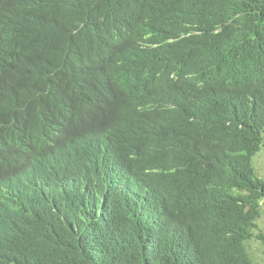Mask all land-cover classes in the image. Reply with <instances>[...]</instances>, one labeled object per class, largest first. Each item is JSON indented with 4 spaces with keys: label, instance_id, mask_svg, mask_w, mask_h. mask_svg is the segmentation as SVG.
<instances>
[{
    "label": "trees",
    "instance_id": "16d2710c",
    "mask_svg": "<svg viewBox=\"0 0 264 264\" xmlns=\"http://www.w3.org/2000/svg\"><path fill=\"white\" fill-rule=\"evenodd\" d=\"M263 153L264 0H0V264H259Z\"/></svg>",
    "mask_w": 264,
    "mask_h": 264
},
{
    "label": "rangeland",
    "instance_id": "374dc122",
    "mask_svg": "<svg viewBox=\"0 0 264 264\" xmlns=\"http://www.w3.org/2000/svg\"><path fill=\"white\" fill-rule=\"evenodd\" d=\"M256 167L259 174L264 178V153L256 158ZM256 224L258 226L257 233L264 235V213H262ZM246 246L252 259L259 264H264V246L262 243L251 239L246 242Z\"/></svg>",
    "mask_w": 264,
    "mask_h": 264
},
{
    "label": "clouds",
    "instance_id": "9594fccd",
    "mask_svg": "<svg viewBox=\"0 0 264 264\" xmlns=\"http://www.w3.org/2000/svg\"><path fill=\"white\" fill-rule=\"evenodd\" d=\"M117 183H121V184H122V181H120V180H117Z\"/></svg>",
    "mask_w": 264,
    "mask_h": 264
},
{
    "label": "bare ground",
    "instance_id": "6f19581e",
    "mask_svg": "<svg viewBox=\"0 0 264 264\" xmlns=\"http://www.w3.org/2000/svg\"><path fill=\"white\" fill-rule=\"evenodd\" d=\"M113 176V175H112ZM115 182H116V180H115ZM117 186V185H116Z\"/></svg>",
    "mask_w": 264,
    "mask_h": 264
}]
</instances>
